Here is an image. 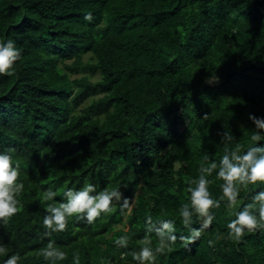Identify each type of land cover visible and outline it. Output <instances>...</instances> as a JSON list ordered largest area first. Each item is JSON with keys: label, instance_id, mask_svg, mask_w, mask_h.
I'll return each mask as SVG.
<instances>
[{"label": "trees", "instance_id": "16d2710c", "mask_svg": "<svg viewBox=\"0 0 264 264\" xmlns=\"http://www.w3.org/2000/svg\"><path fill=\"white\" fill-rule=\"evenodd\" d=\"M8 37L21 56L0 75V151L24 189L18 212L0 219V264L12 254L50 264L41 254L49 240L66 253L57 264L74 255L137 264L145 235L159 246L149 223L168 219L177 239L156 264H264V228L230 238L238 209L226 201L207 228L193 215L202 231L191 243L179 215L205 151L219 162L224 131L246 150L257 131L249 114L264 117V0H0V40ZM209 179L218 199L223 181ZM87 183L121 200L46 236L43 192L52 187L59 203ZM259 191L260 182L241 186L240 207ZM122 235L126 248L115 244Z\"/></svg>", "mask_w": 264, "mask_h": 264}, {"label": "clouds", "instance_id": "9594fccd", "mask_svg": "<svg viewBox=\"0 0 264 264\" xmlns=\"http://www.w3.org/2000/svg\"><path fill=\"white\" fill-rule=\"evenodd\" d=\"M85 19H90V16ZM20 56V50L12 38L0 40V75H12ZM248 119L257 131L250 137L251 143L246 150H243L231 131H224L221 138L224 154L219 162L212 159L207 151L201 156L199 175L188 187L189 201L179 209L181 221L189 229V235L183 239L189 243L200 237L202 228L212 224L215 217L210 213V209L219 208L221 201H226V207L229 209H238L232 212L235 218L227 224V235L230 238L239 239L245 230L264 228V191L257 192L252 197V203L242 207L238 199L241 186L257 182L264 184V143H260L264 141V117L249 114ZM230 145L234 147L230 149ZM214 172L216 179L223 181L219 185L222 195L218 199L213 198L209 191V185L213 182L209 177ZM19 175V166L13 163V157L9 152L0 151V219L12 217L19 210L18 196L24 189V184L18 180ZM56 195L52 187L43 192V200L50 202L46 205V215L43 217L44 227L50 230L45 232L46 236L51 232L63 231L73 216L89 223L93 222L101 213L110 211L114 202L120 201L122 197L118 189L98 190V186L93 183H87L79 189H66L63 193L64 200L59 203L54 200ZM127 206L128 198L124 197L123 207ZM194 214L204 217L202 228L191 227ZM175 223L172 219L161 221L159 227L149 223L147 232L155 231L159 246H149L150 236L145 235L141 241L143 246L132 252L133 261L137 264H156L157 254L162 253L177 239L174 235ZM128 241L129 236L122 235L115 240V244L126 248ZM4 253L5 247L0 244V254ZM41 254L50 264H57L58 261L66 259V253L56 246L53 240H49L46 247L41 249ZM20 260L19 254H12L3 264H19ZM73 264H79L78 255L73 256Z\"/></svg>", "mask_w": 264, "mask_h": 264}, {"label": "rangeland", "instance_id": "374dc122", "mask_svg": "<svg viewBox=\"0 0 264 264\" xmlns=\"http://www.w3.org/2000/svg\"><path fill=\"white\" fill-rule=\"evenodd\" d=\"M88 57V56H87ZM98 77V76H97ZM96 80V78L94 79V81Z\"/></svg>", "mask_w": 264, "mask_h": 264}]
</instances>
